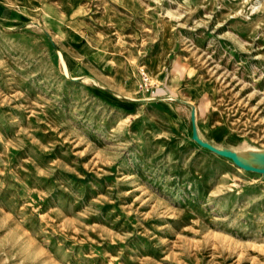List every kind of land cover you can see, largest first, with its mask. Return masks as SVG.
Returning a JSON list of instances; mask_svg holds the SVG:
<instances>
[{"label":"rangeland","instance_id":"rangeland-1","mask_svg":"<svg viewBox=\"0 0 264 264\" xmlns=\"http://www.w3.org/2000/svg\"><path fill=\"white\" fill-rule=\"evenodd\" d=\"M196 134L264 167V0H0V264H264Z\"/></svg>","mask_w":264,"mask_h":264},{"label":"water","instance_id":"water-1","mask_svg":"<svg viewBox=\"0 0 264 264\" xmlns=\"http://www.w3.org/2000/svg\"><path fill=\"white\" fill-rule=\"evenodd\" d=\"M198 141L202 142L204 145L209 146L210 148L218 151L219 153H222L224 155L233 157L235 159V161L243 168L245 169H249V170H254V171H258V172H262L264 173V167H258V166H252V165H248L246 163H244L241 159H239V157L232 152L226 151V150H220V149H216L214 146H212L211 144L207 143L206 141L202 140L199 138V136H197V134L194 136Z\"/></svg>","mask_w":264,"mask_h":264},{"label":"bare ground","instance_id":"bare-ground-1","mask_svg":"<svg viewBox=\"0 0 264 264\" xmlns=\"http://www.w3.org/2000/svg\"><path fill=\"white\" fill-rule=\"evenodd\" d=\"M199 138L202 139V140H204V139H203L202 137H200V136H199ZM204 141H205V140H204ZM260 157H261V156H260ZM244 160H245V158H244Z\"/></svg>","mask_w":264,"mask_h":264}]
</instances>
